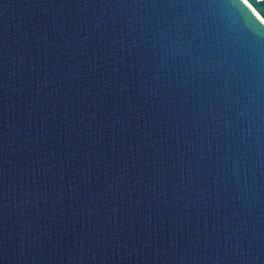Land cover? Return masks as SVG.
Instances as JSON below:
<instances>
[{
    "label": "water",
    "instance_id": "95a60500",
    "mask_svg": "<svg viewBox=\"0 0 264 264\" xmlns=\"http://www.w3.org/2000/svg\"><path fill=\"white\" fill-rule=\"evenodd\" d=\"M0 264H264V0H0Z\"/></svg>",
    "mask_w": 264,
    "mask_h": 264
}]
</instances>
